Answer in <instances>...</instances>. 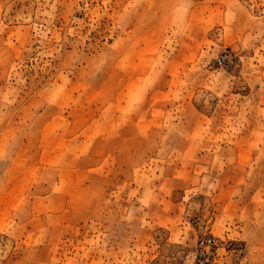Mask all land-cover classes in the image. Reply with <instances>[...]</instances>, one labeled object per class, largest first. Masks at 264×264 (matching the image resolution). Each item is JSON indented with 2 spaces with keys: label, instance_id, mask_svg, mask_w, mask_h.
Instances as JSON below:
<instances>
[{
  "label": "rangeland",
  "instance_id": "374dc122",
  "mask_svg": "<svg viewBox=\"0 0 264 264\" xmlns=\"http://www.w3.org/2000/svg\"><path fill=\"white\" fill-rule=\"evenodd\" d=\"M0 264H264V0H0Z\"/></svg>",
  "mask_w": 264,
  "mask_h": 264
}]
</instances>
